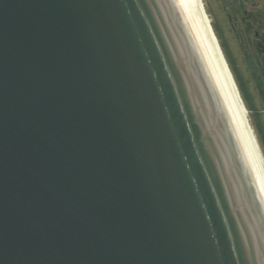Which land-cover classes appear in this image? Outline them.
I'll return each instance as SVG.
<instances>
[{"label": "water", "instance_id": "obj_1", "mask_svg": "<svg viewBox=\"0 0 264 264\" xmlns=\"http://www.w3.org/2000/svg\"><path fill=\"white\" fill-rule=\"evenodd\" d=\"M0 264H264L176 0H0Z\"/></svg>", "mask_w": 264, "mask_h": 264}, {"label": "rangeland", "instance_id": "obj_2", "mask_svg": "<svg viewBox=\"0 0 264 264\" xmlns=\"http://www.w3.org/2000/svg\"><path fill=\"white\" fill-rule=\"evenodd\" d=\"M197 1L264 173V55L256 49L253 33L249 36L250 43L246 42L245 25H241V19L251 25L249 18L253 16L258 23L255 30L264 37V0ZM240 36L245 38L242 45Z\"/></svg>", "mask_w": 264, "mask_h": 264}, {"label": "bare ground", "instance_id": "obj_3", "mask_svg": "<svg viewBox=\"0 0 264 264\" xmlns=\"http://www.w3.org/2000/svg\"><path fill=\"white\" fill-rule=\"evenodd\" d=\"M176 2L233 129L264 207V173L258 158L259 154L255 151L253 141L244 127L242 111L236 101L226 70L214 48L205 14L197 0H176Z\"/></svg>", "mask_w": 264, "mask_h": 264}, {"label": "flooded vegetation", "instance_id": "obj_4", "mask_svg": "<svg viewBox=\"0 0 264 264\" xmlns=\"http://www.w3.org/2000/svg\"><path fill=\"white\" fill-rule=\"evenodd\" d=\"M251 18H249L250 19V21H252V24L251 25H249V24H245V20L244 19H241V22H242V26L243 25H245L244 27H245V37H246V42L249 44L250 43V38H249V36L251 35V33H253V38H254V41H255V46H256V49L259 51V47H258V44H259V42H260V40H262V34L261 33H258L256 30H255V26H256V24H258V23H256L255 21H254V17L253 16H250ZM259 26V25H258ZM239 39H240V42H241V45H242V43H245V38L244 37H242V36H240L239 37Z\"/></svg>", "mask_w": 264, "mask_h": 264}, {"label": "trees", "instance_id": "obj_5", "mask_svg": "<svg viewBox=\"0 0 264 264\" xmlns=\"http://www.w3.org/2000/svg\"><path fill=\"white\" fill-rule=\"evenodd\" d=\"M258 47H259V51L262 55H264V37H262V40H260L259 44H258Z\"/></svg>", "mask_w": 264, "mask_h": 264}]
</instances>
